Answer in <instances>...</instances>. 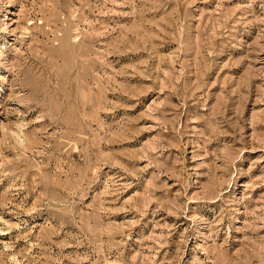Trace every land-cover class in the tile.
<instances>
[{
  "label": "rangeland",
  "instance_id": "rangeland-1",
  "mask_svg": "<svg viewBox=\"0 0 264 264\" xmlns=\"http://www.w3.org/2000/svg\"><path fill=\"white\" fill-rule=\"evenodd\" d=\"M0 264H264V0H0Z\"/></svg>",
  "mask_w": 264,
  "mask_h": 264
}]
</instances>
